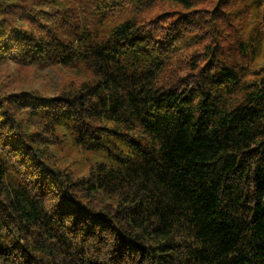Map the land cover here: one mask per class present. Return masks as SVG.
<instances>
[{"label":"trees","instance_id":"16d2710c","mask_svg":"<svg viewBox=\"0 0 264 264\" xmlns=\"http://www.w3.org/2000/svg\"><path fill=\"white\" fill-rule=\"evenodd\" d=\"M0 264H264V0H0Z\"/></svg>","mask_w":264,"mask_h":264},{"label":"rangeland","instance_id":"374dc122","mask_svg":"<svg viewBox=\"0 0 264 264\" xmlns=\"http://www.w3.org/2000/svg\"><path fill=\"white\" fill-rule=\"evenodd\" d=\"M70 73L61 67L22 66L11 62L0 67V88L9 91L22 89H38L48 95L55 94L57 85L68 78Z\"/></svg>","mask_w":264,"mask_h":264}]
</instances>
